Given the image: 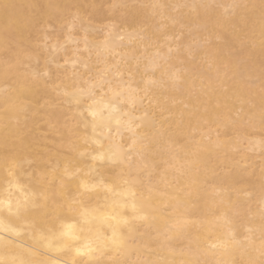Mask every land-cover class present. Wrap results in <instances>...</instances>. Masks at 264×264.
<instances>
[{
  "label": "clouds",
  "instance_id": "1",
  "mask_svg": "<svg viewBox=\"0 0 264 264\" xmlns=\"http://www.w3.org/2000/svg\"><path fill=\"white\" fill-rule=\"evenodd\" d=\"M106 31L113 53L83 51V37L99 40ZM129 33L139 35L129 40ZM69 34L81 41L78 55L75 44H66L74 45L71 55L66 45L59 47ZM157 52L165 59L151 71ZM107 65L112 69L94 95H82ZM117 71L141 90L142 100L132 108L108 91L123 79ZM145 79L157 82L147 93ZM100 97L117 108L119 125L107 111L104 119L88 114ZM218 113L230 119L218 120ZM262 116L264 0H0V199L11 198L5 184L17 174L32 184L41 175L58 179L68 166L75 173L69 195L85 206L101 195L105 204L119 201L128 186L123 178L134 177L137 198H150L156 210L152 228L122 229L129 237L127 256L113 260L106 252L94 264H264ZM129 119L135 134L124 123ZM113 144L123 162L109 159ZM141 156L147 169L137 167ZM210 169L217 175L208 181L241 185L259 205L258 231L241 235L236 228L241 242L227 248L210 247L223 238L220 224L167 229L176 200L186 198L192 181L207 183ZM86 178L101 191L81 194ZM215 210L202 197L189 206L194 217L211 218ZM61 219L79 226L74 212L64 211ZM48 224L60 231V220L50 217ZM83 227L73 246L90 235ZM49 253L27 233L0 234V264H72L70 250L59 258Z\"/></svg>",
  "mask_w": 264,
  "mask_h": 264
},
{
  "label": "snow or ice",
  "instance_id": "2",
  "mask_svg": "<svg viewBox=\"0 0 264 264\" xmlns=\"http://www.w3.org/2000/svg\"><path fill=\"white\" fill-rule=\"evenodd\" d=\"M138 35V33H129L128 39L134 40ZM66 44H75V51L78 55L81 50L80 40L74 39L69 34L59 47H64ZM56 48L57 45H53V49L55 50ZM82 49L85 52L92 49L97 56L113 53L111 32L106 31L104 37L99 40L90 41L87 36L83 37ZM168 50L169 53L173 51L171 46H169ZM163 59H165L163 55L157 52L156 58L150 62L149 69L151 71L158 70ZM72 62L74 63L75 61L73 60ZM111 69L112 66L107 65L98 73L95 81L90 82L87 88L81 89V94L85 96L94 95L96 83H102ZM114 75L123 77V73L119 71L115 72ZM172 76L173 79L176 78L175 73ZM156 83L153 79H145L143 81V91L145 93L149 92ZM108 91L112 97H119L121 102L126 103L129 108L134 107L142 100L141 90L134 86L131 80L125 81L121 79L117 87L109 88ZM143 98L146 99L147 97ZM217 107H219V103H217ZM104 111L108 112V119L114 120L117 125L121 123L119 116L114 115L117 112V108L114 105H109L103 97L93 99L88 114L94 118L100 117L104 119L101 116ZM217 119L229 120L230 117L225 116L223 113H218ZM124 123L128 130L135 134V126L132 120L129 119ZM261 123H264V116L261 117ZM215 147L219 150L222 145L217 141ZM109 159L113 162H123V153L119 145L113 144L111 146ZM15 166L14 163L13 167ZM137 167L147 169L148 162L144 160L143 156L137 161ZM216 175L215 169L205 170V181H208V177H215ZM74 178L73 169L66 166L62 177L58 179H49L48 176L41 175L36 181L37 186L35 189L27 193L22 192V199L17 198L15 203H13L11 198L7 200L0 199V217L5 212H7L8 217L7 222L5 219L0 218V234L7 232L15 237H20L22 234L27 233L36 245L48 252L64 253L70 250L71 253H74L71 255L72 264H77V262H80V264H94L97 256L106 252L113 254L111 256L113 260L117 256H127L130 250L129 237L122 234V229H126L131 234L137 226H144L147 229L152 228L153 222L157 217L154 214L156 210L151 203V199H138L133 187L135 178L125 177L122 182L128 186L120 193L122 199L114 201L110 205L113 211L99 212L95 208L86 207L82 201H78L75 197L69 195V183ZM10 185L17 187L13 181ZM96 187V185H89L83 180L79 184L81 194L90 192ZM105 189L111 191V186L107 185ZM185 193L186 198L176 200L172 206L174 220L167 226L169 233L183 232L192 224L212 223L220 224L224 229V234L222 239L210 242V247L227 248L230 244L235 245L241 242L236 238V228L231 225L227 218L226 210L231 207V203L227 198L226 188L222 182L208 181L204 183L200 180H194L185 189ZM236 194L239 196L238 192ZM201 197L206 206L212 209H219V215L213 211L211 218H208L207 215L192 216L189 212V206L194 198L199 199ZM261 205L262 213H264V198L261 200ZM117 208L120 210L127 209L130 214L125 215L123 211H115ZM64 211L74 212L78 216L79 226L76 222L68 223L62 220L61 214ZM50 217L60 220V231L58 233L52 230L48 224ZM83 226H87L90 235L84 239L82 244L73 246L72 242L81 239L80 232L84 230ZM101 226H106L110 230V234L102 231ZM245 231L250 232L251 229L245 228ZM166 239H171V236L166 237ZM53 264H58V262L53 261Z\"/></svg>",
  "mask_w": 264,
  "mask_h": 264
},
{
  "label": "bare ground",
  "instance_id": "3",
  "mask_svg": "<svg viewBox=\"0 0 264 264\" xmlns=\"http://www.w3.org/2000/svg\"><path fill=\"white\" fill-rule=\"evenodd\" d=\"M133 84L135 86V83H133ZM105 114H107V113H105ZM85 182H87L89 185H95L94 182L89 183L87 178L85 179ZM13 183L17 187H12L9 184H5V188L8 189L11 192V199H12L13 203H15L17 198H21L22 199V195H21L22 192L27 193L28 191H31V190L35 189V187L37 186L36 183L29 184L28 181H27V178H26V174H23V173L17 174L14 177V179H13ZM240 186L241 185H239V186L238 185H233L231 187L224 186L226 188L227 198L229 199V201L231 203V207L226 210V214H227L228 220L231 222V225L234 226L235 228H237L241 235H244V234H247V232L245 231V228L256 229L258 231L259 224H260V219H259V214H258L259 211L250 210V212L252 211V213H249L251 216L248 215L247 207L248 206L252 207V205H253V208H254L255 206H254V204H252V205L250 203H249L250 205L248 204V202L251 199H249L247 197L244 198V196L242 197L241 195L237 196V194H236L237 192L239 194H241L242 192H245L244 191L245 188H243L244 189L243 190L242 186H241V188H239ZM17 189H19V190H17ZM98 191H101V190L95 188L92 191H90V193H96ZM243 198L247 199V202L244 201ZM5 200H7V198H5ZM254 200L255 199H252V202L251 201L250 202L251 203H256ZM245 202L248 204L247 207H246L247 204ZM110 205H111L110 203L105 204L104 196L101 195L99 201H95L93 203H88L86 205V207L95 208L99 212H111V211H113V208L110 207ZM251 207H250V209H251ZM256 209H258V208H256ZM115 211H123V212H127L128 213L127 209L120 210V209L117 208V209H115ZM248 211H249V209H248ZM215 213L217 215H219V209H216ZM128 214H130V213H128ZM247 216H250V217H247ZM2 217L5 218V219H8L7 212L3 213ZM239 218H240V220H238ZM249 218H251V219H249ZM239 221H241V222L238 223ZM66 222L74 223L75 221L72 220V219H68V220H66ZM101 230L102 231H107V234H110V230L106 226H101ZM243 230L246 233H244ZM73 254L74 253H71V255H73ZM49 256H55V257L59 258V257L63 256V253L50 252Z\"/></svg>",
  "mask_w": 264,
  "mask_h": 264
},
{
  "label": "rangeland",
  "instance_id": "4",
  "mask_svg": "<svg viewBox=\"0 0 264 264\" xmlns=\"http://www.w3.org/2000/svg\"><path fill=\"white\" fill-rule=\"evenodd\" d=\"M60 39L63 40V37H61ZM66 47H68V48L70 47V48H69V55H71V48L74 47V46H73V45H66ZM123 79H124L125 81H127L128 77L125 76V77H123ZM238 186H239V185H238ZM239 188H241V186H240ZM243 188H244V187H242V189H243ZM243 190H244V189H243ZM244 191L246 192L247 189L245 188ZM245 192H242L241 194H239V196H240V195H241L242 197L244 196V198L247 197V196L245 195ZM244 198H243V200L247 202V199H244ZM247 198H248V197H247ZM252 199H255V198H252ZM252 199L250 200L251 202H252ZM248 200H249V199H248ZM250 201L248 202V204H249V203H250L251 205L254 204L255 207L253 208V205H252V207H251V206H248V204L245 202V203L247 204V205L245 204L246 207H247V206L249 207V208L247 207V213H248V215H250L249 213H252V211H259V205H258V203L256 202V200H254L256 203H251ZM250 204H249V205H250ZM250 207H251V209H250ZM252 208H253V209H252ZM256 208H258V209H256ZM248 209H249V211H248ZM250 210H252V211L250 212ZM252 215H253V214H252ZM250 216H251V215H250ZM250 216H247V217H250ZM252 217H253V216H252ZM252 217H251V218H252ZM251 218H249V219H251ZM238 220H240V218H239ZM240 222H241V221H239L238 223H240ZM243 232H244V230H243ZM244 233H246V232H244Z\"/></svg>",
  "mask_w": 264,
  "mask_h": 264
}]
</instances>
